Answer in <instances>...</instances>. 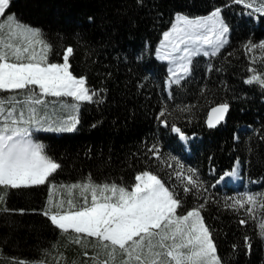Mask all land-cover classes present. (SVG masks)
<instances>
[{"label": "trees", "instance_id": "1", "mask_svg": "<svg viewBox=\"0 0 264 264\" xmlns=\"http://www.w3.org/2000/svg\"><path fill=\"white\" fill-rule=\"evenodd\" d=\"M214 6L222 7L229 25L228 44L210 60L195 57L191 76L180 86H172L173 98L169 99L167 64L156 56L163 33L177 13L196 17L209 14ZM6 13L43 31L53 46L51 62H63V51L71 46L70 70L77 77L86 76L87 85L105 101L83 104L80 123L72 132L36 133L45 152L62 165L50 178L52 183L82 181L90 173L96 182L130 186L134 176L144 170L166 180L173 171L167 163L175 165L169 158L176 157L185 168L197 170L207 189L196 200L188 196L184 210L208 197L202 215L223 264H264V240L257 235L259 220L264 217L260 197L255 205L256 223L241 225L239 220L246 218L244 209L237 212L223 206L225 198L238 197L237 192L231 187H212L239 159L250 193L264 194V90L244 83L251 75L247 69L252 57L264 53L260 49L247 52L243 47L249 40L257 44L264 40V18L256 24L253 16H246L243 5L231 4V0H143L142 7L135 0H11ZM225 102L230 105L225 122L208 128L210 109ZM177 105L191 110L180 111ZM164 107L168 127L157 119ZM172 124L187 135L202 136L190 141V153L171 132ZM153 144L160 149L159 160L147 151ZM0 194H5L6 201L0 208L16 210L0 212V264H13L14 260L94 264L99 251L94 238L83 237L76 244L78 234L72 230L61 234L42 214L49 185L0 187ZM245 236L251 239V251ZM98 259L103 261L106 256L101 252Z\"/></svg>", "mask_w": 264, "mask_h": 264}, {"label": "snow or ice", "instance_id": "2", "mask_svg": "<svg viewBox=\"0 0 264 264\" xmlns=\"http://www.w3.org/2000/svg\"><path fill=\"white\" fill-rule=\"evenodd\" d=\"M135 2L143 6V0ZM10 3L11 0H0V187L21 189L49 185L47 207L42 214L61 234H68L69 230L78 234L76 244L83 237L94 238L99 249L93 257L94 264H116L118 254L119 264H223L202 215L208 197L184 210L188 196L196 200L207 189L197 170L185 168L176 157L169 158L175 165L167 163V168L173 171L167 174L166 180L152 170H144L134 176L130 186L116 181L96 182L90 173L82 181L70 184L57 186L51 182L50 178L62 165L45 152L43 144L33 140V132H72L80 123L78 114L83 104L105 101L87 85L86 76L77 77L70 70L69 59L74 49L68 46L63 51V62H51L53 46L43 31L23 24L15 14H7ZM231 4L243 5L249 17L264 18V0H231ZM222 10L214 6L208 15L194 18L177 13L172 27L163 33L156 55L171 65L169 88L180 86L191 76L195 57H216L228 44L230 28L221 15ZM243 47L247 52L260 49L264 53V40L258 44L249 40ZM247 71L251 75L244 83L264 90V55L252 57ZM172 98L170 91L169 99ZM177 108L191 110L189 106L177 105ZM229 109L227 102L212 107L207 117L208 128L221 124ZM167 112L164 107L157 116L165 127H168V120L164 119ZM65 115L66 119H62ZM170 130L181 140L187 139L175 124ZM147 151L160 159L157 145L153 144ZM239 166L237 159L236 166L224 172L216 183L238 175ZM58 188L66 191L69 198L54 204L53 193ZM73 190H79L81 202L74 201ZM257 197H260V207L264 208V194L247 192L226 197L223 206L237 212L244 209L246 218L240 219L239 224L246 225L249 221L255 224ZM0 204H6L5 194H0ZM12 211L16 210L0 208L3 213ZM19 212L23 214L24 210ZM257 235L264 240V217L259 220ZM244 240L251 251L250 237L245 236ZM101 252L106 256L103 261L98 259ZM13 264L30 262L14 260Z\"/></svg>", "mask_w": 264, "mask_h": 264}, {"label": "rangeland", "instance_id": "3", "mask_svg": "<svg viewBox=\"0 0 264 264\" xmlns=\"http://www.w3.org/2000/svg\"><path fill=\"white\" fill-rule=\"evenodd\" d=\"M206 15H208V14H206ZM221 15H222V17H223V14L221 13ZM200 16H205V15H200ZM197 17V16H196ZM190 18H194V17H190ZM224 18V17H223ZM24 24V23H23ZM27 25V24H26ZM33 27V26H32ZM35 28V27H34ZM229 37V33L227 34V39H229L228 38ZM160 46H161V43H160ZM168 62V61H167ZM171 65H170V63L168 62V68L170 67ZM170 75V74H169ZM79 115V114H78ZM62 119H66V117L65 116H63L62 117ZM55 127V126H54ZM44 131H46V130H44ZM51 131H54V130H51ZM33 134H34V132H33ZM32 138H33V135H32ZM33 140L35 141V142H37V143H41V142H38L37 140H35V138H33ZM41 144H43V143H41ZM70 184V183H69ZM247 193H249L248 191H247ZM69 198V196H68V193L66 192V191H64V190H61V189H57L56 191H54V193H53V203L55 204L57 201H59V200H61V199H63V200H65V201H67V199ZM72 198L74 199V201L75 202H77V203H79V202H81V199L82 198H80L79 197V190H73V196H72ZM89 199H90V196H89ZM250 206V205H249ZM64 207L66 208L67 207V204L65 203V205H64ZM206 224V223H205Z\"/></svg>", "mask_w": 264, "mask_h": 264}, {"label": "water", "instance_id": "4", "mask_svg": "<svg viewBox=\"0 0 264 264\" xmlns=\"http://www.w3.org/2000/svg\"><path fill=\"white\" fill-rule=\"evenodd\" d=\"M210 111H211V109H210ZM210 111H209V112H210ZM207 117H208V116H207ZM226 117H227V115H226ZM225 119H226V118H225ZM224 121H225V120H224ZM224 121H223V122H224ZM223 122H222V123H223ZM222 123H221V124H222ZM221 124H219V125H218L217 127H215V128H218Z\"/></svg>", "mask_w": 264, "mask_h": 264}]
</instances>
